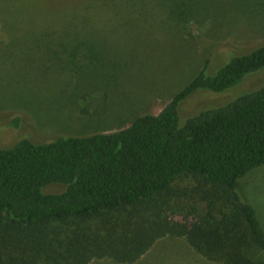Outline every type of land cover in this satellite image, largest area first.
<instances>
[{
  "label": "trees",
  "instance_id": "16d2710c",
  "mask_svg": "<svg viewBox=\"0 0 264 264\" xmlns=\"http://www.w3.org/2000/svg\"><path fill=\"white\" fill-rule=\"evenodd\" d=\"M254 3L260 4L259 12L225 17L237 4L255 8ZM103 12L122 19L118 23ZM1 16L0 29H9L12 39L0 46V61L13 68L12 46L21 39ZM60 16L61 26H42L33 41L65 45L50 54L53 58L67 52V44L74 46L54 69L43 68L63 76L68 81L63 88L80 85L79 78L97 80L91 85L96 88L102 82L116 84L117 72L129 69L126 52L134 42L145 47L161 39L163 55H170L197 41L195 52L205 57L190 80L156 112L145 108L157 92L142 87L136 103L117 105L127 112L118 115H132L117 128L63 133L49 141L25 135L0 146V264H88L95 258L132 263L166 235L184 238L210 261L264 264V223L238 191V179L264 164V80L257 87L235 90L264 71V43L255 40L264 25L248 20L253 23L248 34L236 30L240 19L264 17V0H70ZM190 22L204 26L203 35L183 36ZM97 25L117 32L116 42L129 43L115 51L111 61H98V51L107 49L109 40L97 36ZM237 39L242 44H235ZM225 44L232 46L217 54ZM216 57L221 59L213 73L208 66ZM162 62L160 58L157 66ZM133 66L131 77L139 74L137 64ZM140 66L145 78H155L151 67ZM56 85L52 86L59 89ZM228 89L235 92L228 101L204 102L189 114L181 111L191 95ZM77 96L74 117L93 116L86 112V100ZM80 103L85 107L79 109ZM20 118L15 115L11 123L18 127ZM180 175L212 186V191L201 189L207 205L190 223L171 221L153 205H142L155 195L175 194L173 183ZM51 184L64 188L46 191ZM147 209L160 212L146 221L142 212Z\"/></svg>",
  "mask_w": 264,
  "mask_h": 264
},
{
  "label": "rangeland",
  "instance_id": "374dc122",
  "mask_svg": "<svg viewBox=\"0 0 264 264\" xmlns=\"http://www.w3.org/2000/svg\"><path fill=\"white\" fill-rule=\"evenodd\" d=\"M0 2H2L0 3L1 18L5 17L11 22L9 25L11 28H16L19 35L18 38L21 39L20 44L12 46L14 54H12L10 60H13L14 67H9L10 63L8 62L4 63L0 61V146L10 145L16 138L25 135L30 136L36 141H49L63 133L82 134L117 128L128 122L132 117L129 114H125V116L118 115L127 112L124 109L119 111L116 108L117 105L122 102L126 103V101H129L131 104L136 103L140 98L139 95L142 87L151 88L157 92L156 98L151 103H148L145 108L151 112H156L168 101V98L172 94L177 92L190 80L202 66V59L205 57L200 52H195L197 41L188 42L186 48H184L186 51L177 53L175 51L170 55H163L164 50L162 49L163 42L161 39L157 40L153 45H146L145 47L134 42V45L131 47L132 49L129 48L126 52L129 60L128 64H130L129 69L127 70L124 67V72L121 70V74L117 72L118 80L116 84L99 83V87H102V90L98 85L97 88L91 87V85L97 84V80L93 79L95 81L93 82L90 78H79L78 83L80 85L75 86L74 84L75 87H70V84L68 88H63L68 81L63 76L58 78L54 72L47 71L45 73L43 68L52 67L54 69L53 66L60 63L62 59H67L73 53L74 46L67 44L65 48L68 51L62 52L56 58H53L52 56L49 57L50 54L58 50L62 51L65 45L48 42L37 44L33 40L38 36V29L42 26H55V24L56 26H61L64 21L60 13H63L69 6L70 0H0ZM254 5L255 8H251L246 4L243 6L237 4L225 17L227 19L232 17L234 19L236 17L247 16L253 12H259L260 4L254 3ZM102 14L118 23L122 19L119 16L107 15V12H103ZM248 20L264 25V17H246L238 21L239 24L236 25V30L241 31L243 34H248L247 32L253 26V23ZM203 27L190 22L183 28V36L197 39L198 35H203ZM8 31L1 26L0 46H3L2 43L8 42L9 39L11 41L12 36L10 31ZM90 32L91 30L86 31L87 36ZM97 36L107 37L109 40L107 49L98 51V61H111V58H114L112 54H115V51L120 50L119 48L122 45L124 47L129 44L116 42L120 36L117 32L104 31L98 25ZM255 40L264 43V31ZM237 42L235 44H242L239 43L238 39ZM118 44L121 46H117ZM231 46L225 44V46L219 47L216 53H224ZM46 57H49V59ZM160 58H163L164 62L160 66H157ZM219 59L221 57H216L213 62L211 61L208 71H213L212 68L217 64ZM133 64H137L136 71L139 72L135 77H131L132 71L135 72L132 70V68L134 69ZM140 65L151 67V75L155 76V78L152 80L145 78L140 72V69L143 67ZM263 80L264 71L249 76L235 90L243 91L257 87ZM52 85L58 86L59 89ZM112 90H118L121 94L123 92L122 97L124 98L118 95L115 96ZM231 90L233 89H228L225 92L217 94L204 93V91L200 93L196 92L197 94L185 99L181 111L184 114H189L196 108L201 107L204 102L222 103L224 100L228 101L233 93H235ZM111 91L113 94L110 93ZM74 94L78 95V98L86 100L89 104L86 112L92 113L93 116L86 119L74 117ZM109 101H111L110 109L107 105ZM82 107L85 106L80 103L78 108L81 109ZM107 111H109V115H106ZM113 111H115L116 115L113 114ZM15 115H20L21 117L18 121V127L11 123ZM238 182L239 193L246 201L252 204L264 223V164L253 168L247 176L239 178ZM199 183L198 178L192 175H180L173 183L172 192L175 194H171L169 198L165 194L155 195L153 201H149L146 204L142 203V205H153L156 209L161 210L162 215L167 216L171 221L190 223L198 218V215L203 212L204 205H207L206 200L203 199V196H206V194L201 189L204 192L207 190L212 191V186L209 184L202 185ZM196 187H199V190L194 189ZM63 188L64 186L61 184H51L45 187V190L53 192L60 191ZM193 205L198 206H196V212L192 209ZM159 210H144L142 214L145 219H141L148 221L150 218L155 217ZM88 264L222 263L210 261L198 254L189 246L184 238L166 235L158 238L148 251L132 263H118L109 258H95Z\"/></svg>",
  "mask_w": 264,
  "mask_h": 264
}]
</instances>
